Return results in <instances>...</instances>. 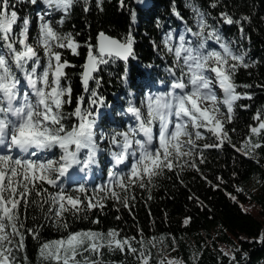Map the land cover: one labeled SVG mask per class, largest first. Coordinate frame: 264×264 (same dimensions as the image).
Here are the masks:
<instances>
[{
	"label": "snow or ice",
	"instance_id": "6c2138e0",
	"mask_svg": "<svg viewBox=\"0 0 264 264\" xmlns=\"http://www.w3.org/2000/svg\"><path fill=\"white\" fill-rule=\"evenodd\" d=\"M18 2L42 3L45 11L37 15L33 46L29 42V19L18 16L15 5L10 10V0H0V264H30L27 236L39 243L40 264H105L104 249L132 255L137 264H150L152 256L145 240L137 241L141 245L137 248L133 245L136 238L121 236L118 229L80 230L68 232L58 240L40 242L38 229L26 226L29 210L38 209L43 219L67 231L68 216L88 219L94 210L102 212L108 201L129 209L135 199L132 190H149L155 178L166 171L187 166L199 172L197 164L185 158L199 157V163H204V150L222 149L227 143L251 158L253 150L264 147V141L259 139L264 135L261 114L255 116L258 125L249 126L251 135L241 148L232 143L226 128L232 123L236 108L247 107L237 102L252 99L251 94L237 90L241 85L235 81L239 69L254 66L246 60L247 51L210 24L209 13L196 0L186 2L195 29L173 4V14L183 22L184 31L175 35L169 31L162 37L165 52L173 58L165 68L169 80L161 81L168 90L147 95L142 101L143 111L129 99L126 110L118 114L129 116L133 123L124 130L106 132L100 128L99 118L101 109L109 105L98 92L103 77L97 73L110 64L122 61L127 65L130 58H135L132 33L121 41L100 32L97 45L87 46L80 77L88 99L79 96L74 110L66 112L65 107L73 103V89L65 69L76 65L63 59L64 52L60 50L78 56L80 44L72 33L59 32L47 17L58 12L61 18L57 23L63 25L75 5L81 4L83 11L88 12L91 0ZM103 3L104 0H96L101 11ZM119 5L127 7L125 0H119ZM209 7L217 8V0H212ZM130 17L134 22L135 11L130 12ZM220 19L225 25H240L239 31L244 33L240 20L228 13H221ZM120 79L127 83V68ZM92 83L95 87L90 86ZM252 137L257 139L253 141ZM205 138L212 142L197 143ZM105 153L111 162L107 181L90 189L84 177L99 168ZM77 172L84 177L78 178ZM189 222L190 218L184 220L185 225ZM91 223L99 224L100 220L92 219ZM163 241L164 237H160L159 242ZM232 261L235 255L229 264ZM157 264L183 261L162 258Z\"/></svg>",
	"mask_w": 264,
	"mask_h": 264
},
{
	"label": "trees",
	"instance_id": "16d2710c",
	"mask_svg": "<svg viewBox=\"0 0 264 264\" xmlns=\"http://www.w3.org/2000/svg\"><path fill=\"white\" fill-rule=\"evenodd\" d=\"M186 2L141 0L137 3V0H125L127 7L121 8L119 0H104L101 11L96 0H91L88 12L83 11L81 4L75 5L63 25L57 23L61 18L60 13L47 17L59 32L72 33L80 44L78 56L71 55L68 50H60L64 52L63 59L76 65L65 69L68 83L73 89V103L66 106L65 111L74 110L79 96L84 95L85 101L88 99L82 90L80 77L87 46L97 45L100 32L121 41L131 32L135 58H130L127 65L122 61L110 64L97 73L103 77L98 92L109 105L101 109L100 128L106 132L126 129V116L118 113L124 112L128 100L131 99L139 107L144 88L169 80L165 68L173 58L165 52L162 37L169 31L174 33L179 28L184 29L183 22L173 14V4L187 24L195 29ZM196 2L209 13V23L218 27L227 40L235 42V46L246 50V60L254 65L239 69L235 76L236 83L241 85L237 90L251 94L252 99L238 101V105L247 107H237L232 123L226 124L232 143L236 148H241L243 141L251 135L249 126L258 125L255 116L259 113L264 119V88L256 87L264 85V0H217L218 7L215 9L209 7L212 0ZM11 5H15L18 16L29 19V42L35 46L37 15L45 11L44 5L10 0V10H13ZM131 11L136 13L134 22L130 17ZM221 13H228L234 20H240L244 33L239 31L240 25L223 24ZM244 17H248V20H244ZM212 47L218 49L215 44ZM40 55L43 56L42 49ZM125 68L126 84L120 79ZM249 84L253 87H243ZM90 86L95 87L94 83ZM252 139L255 141L257 137ZM259 139L264 141V135ZM211 142L205 138L197 143L203 145ZM107 158L106 153L102 155L99 168L103 169ZM185 159L193 160L200 171L187 166L183 170L177 167L175 172L166 171L164 175L156 177L154 186L149 190L134 188L132 195L135 199L131 201L129 209L108 201L102 212L94 210L88 214V219L68 216L67 231L43 219L38 209H30L26 226L38 229L40 242L61 239L68 232L118 229L121 236L135 237L133 245L137 248L141 247L137 241L145 240V247L152 256L150 264H157L159 259L167 257L181 260L183 264H229L232 255H235L232 264H264V147L253 150L249 158L225 143L222 149L204 150V163H199V157ZM88 184L90 189L95 186V183ZM238 188L242 191H237ZM245 203L258 208V217L243 210ZM116 216L120 219L117 220ZM97 218L99 224L91 223L92 219ZM186 218H190L187 225L184 224ZM160 237H164L163 244L159 242ZM221 246L229 250V255H224L226 252ZM103 251L105 264H137L132 255L125 256L119 251L110 253L107 249ZM26 255L30 264H40L39 243L31 236L26 237Z\"/></svg>",
	"mask_w": 264,
	"mask_h": 264
},
{
	"label": "rangeland",
	"instance_id": "374dc122",
	"mask_svg": "<svg viewBox=\"0 0 264 264\" xmlns=\"http://www.w3.org/2000/svg\"><path fill=\"white\" fill-rule=\"evenodd\" d=\"M183 31H184L183 28H179V29L176 30L175 33L178 34V33H181ZM155 93H159V91L153 92V94H155ZM217 93H218V95H220V94L222 95V93H220L218 89H217ZM143 110H145V109H143ZM75 175L79 178V177H82L83 176V173H78L77 172V173H75ZM242 208H243V210L249 212L250 214H252V215H254L256 217H258V215H259L258 208L255 205L251 204V203H245V204H243L242 205ZM221 248H222V250L224 252L229 253V250L226 247L221 246ZM161 250L164 251L166 254H168V252L166 250H164V249H161ZM167 259H170V257H167Z\"/></svg>",
	"mask_w": 264,
	"mask_h": 264
},
{
	"label": "water",
	"instance_id": "95a60500",
	"mask_svg": "<svg viewBox=\"0 0 264 264\" xmlns=\"http://www.w3.org/2000/svg\"><path fill=\"white\" fill-rule=\"evenodd\" d=\"M107 36V35H106ZM109 37V36H108ZM110 38H112V37H110ZM113 39H115V38H113ZM97 43H98V41H97Z\"/></svg>",
	"mask_w": 264,
	"mask_h": 264
}]
</instances>
